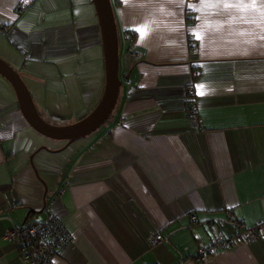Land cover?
I'll return each mask as SVG.
<instances>
[{
	"label": "crops",
	"instance_id": "obj_1",
	"mask_svg": "<svg viewBox=\"0 0 264 264\" xmlns=\"http://www.w3.org/2000/svg\"><path fill=\"white\" fill-rule=\"evenodd\" d=\"M31 1L18 13L21 0H0V56L12 66L21 57L63 73L82 42L103 47L93 0ZM112 3L123 84L99 130L67 150L41 142L0 76V264H22L6 234L42 222L52 200L74 236L56 264H196L218 231L264 221V0H195L190 12L187 0ZM193 66L199 128L185 110ZM37 83L43 110L50 92L72 102L80 88L57 89L48 75ZM152 234L164 240L151 245ZM204 264H264V241Z\"/></svg>",
	"mask_w": 264,
	"mask_h": 264
},
{
	"label": "built area",
	"instance_id": "obj_2",
	"mask_svg": "<svg viewBox=\"0 0 264 264\" xmlns=\"http://www.w3.org/2000/svg\"><path fill=\"white\" fill-rule=\"evenodd\" d=\"M194 1L187 0L188 12H190V5ZM31 2V0H21L17 7V12L23 11ZM189 18L190 21H194V17L189 16ZM0 33H6V30L0 28ZM188 40L191 42L192 38L189 37ZM191 50L194 54L198 52L196 46L191 47ZM132 56L135 58L137 55L133 54ZM201 74L198 68L192 67V83L187 87L185 93V110L194 128L200 127L195 82L200 78ZM125 84L130 85V81L126 80ZM53 202L54 200L46 204V216L42 222L13 223L7 232L6 239L15 244L22 264H56L59 253L73 242V234L69 232L64 223L52 211ZM190 221L195 222L196 218L191 217ZM235 227L234 233L230 236L218 231L210 244L204 245L199 249L193 261L196 264H204L212 257L218 256L220 253L238 245L264 241V221L253 227H246L242 223H237ZM163 240L164 237L161 234H152L149 238V243L156 245Z\"/></svg>",
	"mask_w": 264,
	"mask_h": 264
},
{
	"label": "water",
	"instance_id": "obj_3",
	"mask_svg": "<svg viewBox=\"0 0 264 264\" xmlns=\"http://www.w3.org/2000/svg\"><path fill=\"white\" fill-rule=\"evenodd\" d=\"M93 3L102 36L105 86L96 108L78 122L59 126L46 121L38 112L32 94L22 76L9 63L0 58V75L14 89L19 109L29 126L46 138L65 141L67 146L86 138L111 119L123 84L119 75L120 42L112 0H93Z\"/></svg>",
	"mask_w": 264,
	"mask_h": 264
},
{
	"label": "rangeland",
	"instance_id": "obj_4",
	"mask_svg": "<svg viewBox=\"0 0 264 264\" xmlns=\"http://www.w3.org/2000/svg\"><path fill=\"white\" fill-rule=\"evenodd\" d=\"M3 34L5 35L6 33H0V40L3 39ZM91 41V39H87L85 42H82L83 45H85V48L81 51V54L79 56V63L77 62L79 66H77L76 64L75 57L71 67L72 71H70L69 69V71L63 70V73H60L57 72L58 70L56 71L53 68H45L38 65H33L29 62L27 63V66L23 67L22 65L24 64V62L22 61L23 58L21 57L19 58V60H21V64H14L15 66H12L10 64L13 68L15 67L14 69L22 76L30 93L32 94L38 112L42 113L43 118L48 122L57 124L59 126L74 124L90 114L100 102L105 86L103 47H100L99 49L95 48ZM0 58H2L7 63H9V60L13 61L10 56L3 55L0 56ZM66 73L68 74L66 75ZM43 75H48L50 76V79L52 78L53 80H55L59 85L58 86L56 84L57 89L59 87H64L63 82H67L66 84L70 85L77 84L78 86H80L79 90L76 89L75 86L70 87V95H73L72 102L75 107L71 106L69 104L71 100L63 95L65 93L64 90H59V92H62V95L55 96L54 94H52V92L47 95V97L49 98L47 104L48 110H43L44 107L42 103V96L39 93L40 86L37 83L40 79H42ZM70 75L73 78H70ZM0 80L3 79L0 78ZM4 80L6 79L4 78ZM84 106L86 107V110L83 111L82 108H84ZM78 110L79 112H77ZM72 111L75 112V115H72ZM38 136L41 142L45 141L46 144H50L53 147H60L59 149L66 150L70 147H68L66 143H63L64 141H53L52 139L46 138L42 135ZM41 147L46 146L42 145L40 146V148Z\"/></svg>",
	"mask_w": 264,
	"mask_h": 264
},
{
	"label": "snow or ice",
	"instance_id": "obj_5",
	"mask_svg": "<svg viewBox=\"0 0 264 264\" xmlns=\"http://www.w3.org/2000/svg\"><path fill=\"white\" fill-rule=\"evenodd\" d=\"M223 7H224V8H230V7L246 8L247 5H244V4H236V5H233V4H224ZM252 7H255V5L253 4ZM200 87L202 88L203 85H201ZM200 94H203V93H200Z\"/></svg>",
	"mask_w": 264,
	"mask_h": 264
}]
</instances>
